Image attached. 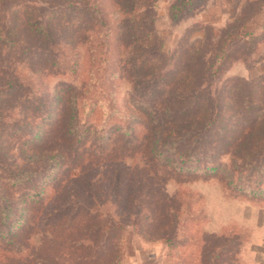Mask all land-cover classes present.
Wrapping results in <instances>:
<instances>
[{"label": "rangeland", "instance_id": "1", "mask_svg": "<svg viewBox=\"0 0 264 264\" xmlns=\"http://www.w3.org/2000/svg\"><path fill=\"white\" fill-rule=\"evenodd\" d=\"M174 1L152 0L154 31L164 42V50L175 53L172 65L167 67V63H163L159 69L176 68L173 74L155 85L157 93L153 97L148 96L153 91L147 80L155 71L147 65L138 67L136 77L127 72L126 66L119 61V52L125 53L126 46L118 50L114 33L109 38V52L97 49L93 55L84 34L71 33L64 38L62 46L56 47L60 49L57 56L61 64H65L67 58L74 56V60L77 57L75 73L69 67L39 63L41 48L26 41L28 30L20 29L21 45L11 52L0 47V76L2 71L7 72L28 85L16 98L2 104L6 121L0 126V208H8L10 213L8 217L0 213V264H37L48 248L61 246L60 226L77 208H86L84 214L94 218L91 224L104 228L96 234L97 247L117 229L116 223L122 218L118 210L124 206L138 211L143 227L151 237L143 236L139 228H134V213L132 221L111 238L112 242H116V238L118 241L123 239L119 245V264H178L175 263L178 260H181L179 264H208L210 254L220 253L218 264H264V193L254 196L237 187L245 184L264 187V155L254 153L264 146V89L252 93V102L256 106L253 112L260 119L237 117L230 121L226 118L245 111L247 96L246 92L242 93L243 79L252 81L254 88L264 85V37L252 49L239 47L212 79L206 70L219 40L234 21L241 19L242 29L257 32L264 29V0H203L178 20H173L169 11ZM26 4L31 6L33 16L45 18L50 12L49 5L42 0H20L12 2L3 14L6 16ZM114 4L113 0H105L107 17L112 24L116 13L118 22L124 15L119 5L113 10ZM11 19V16L7 17L6 23H11ZM96 37L93 34L91 39ZM137 77L141 78V84ZM60 82L73 84L78 92L79 134H65V120L56 118L44 121L43 136L35 145L30 142L26 145L25 141L41 124L39 116L43 113L34 108L43 102L46 103L43 112L53 108ZM208 82L212 86L210 92L217 94L221 104L223 121L215 127L210 142L199 149L209 154L203 164L216 163L218 168L209 172H178L170 163L163 164L164 161L154 159L148 151L149 146L140 143L147 131L152 130L149 106L151 103L159 106L161 116H165L163 108L168 97L173 94L193 97L199 87ZM143 87H146L145 93ZM206 95L203 93L200 97ZM69 103L64 100L58 103L55 112L59 106L64 117L68 114ZM26 118H32V131H26L29 121ZM166 121L164 124L168 128L172 123ZM118 123L130 125L133 133L125 136L134 139L132 147L135 148L130 147V152L125 154L127 163L142 165L146 175L155 176V180L141 177L145 182L140 183L139 191L136 190L133 197L125 196L123 203L118 201L122 198H118L116 165L118 146L125 143V138L118 140ZM57 150L62 154L59 163L41 160L42 156ZM247 153H253L252 160L261 161L262 172H250L244 159ZM152 163L158 166L159 172ZM16 165L33 169L36 175L30 181L14 185ZM247 174L251 178L240 180ZM149 187L156 197L145 198ZM144 198L148 204L144 203ZM61 208L68 209L60 214ZM157 208H177L179 211L178 223L171 230L175 233L173 247L149 232L159 228L157 223L144 218L148 211L159 213ZM11 225L17 227L11 236L4 238L2 232ZM203 234L216 236L210 245L202 248L204 259L199 261L195 256L201 251ZM222 245L225 248L221 252L219 246ZM46 261L53 264L48 258Z\"/></svg>", "mask_w": 264, "mask_h": 264}, {"label": "trees", "instance_id": "2", "mask_svg": "<svg viewBox=\"0 0 264 264\" xmlns=\"http://www.w3.org/2000/svg\"><path fill=\"white\" fill-rule=\"evenodd\" d=\"M15 1L20 0H0V47H5L10 52L14 47L21 45L19 43L20 38H22V36L19 35L20 29L25 31L28 30L26 41L30 44L36 43L35 45L41 48L40 51L42 54L40 55L39 63H49L51 67H69L70 71L75 73L78 68L77 57L74 60V56L67 58V62L61 64L57 56V54L60 53V49L57 50L56 47L62 46L61 43L65 41L64 38L71 33H78L79 36L84 34L86 39L85 43L88 46V50L90 49L92 51V54H90L93 55L97 49H103L105 52H109V38H111L110 36L114 33L113 36L116 35L117 38L116 44L118 50L120 51L123 45L126 46L125 53L119 52V61L126 66L124 68H126L127 72H131L130 74L136 77L139 75L138 72H136L138 67L142 68L147 65H150L149 68L155 71L149 76V80H147L148 86H152L151 89L153 91L148 94L149 97H153L157 93L154 91V87L157 83L159 85L161 80L166 79L169 74H173L176 71V68H167L172 65V61L175 59V53L166 52L164 50V42L162 40L160 41V38H158L154 31V18L151 13L154 2H152V0H113L115 3L113 5V10L116 5H119L121 12H124L120 22H118L119 18L116 13V19H113L115 21L113 24L107 17L109 12L105 6V0H42L50 7V12L45 18H39V16L36 15V17L33 16L34 12L29 4H26L24 7H17L13 9V11L8 12L5 16L3 12ZM202 1L203 0H175L169 9L171 17L173 20L180 19ZM23 13L25 14L24 18H22ZM9 16H11L12 19L11 23L7 24L5 19ZM240 23H242L241 19L234 21L219 40L218 46L211 55L209 64L206 68L207 75L210 79L218 73L225 61L232 57L239 47L247 46L252 49L257 45L258 41L264 37V29L261 32H257L255 29H242V26L239 25ZM93 34L97 37L92 40L91 36ZM68 43L71 44L72 41ZM163 63H167L168 66L166 69H159V66L164 65ZM35 64L37 65L38 63ZM137 78L138 83L141 84V78ZM241 84H243L242 93L246 92L247 105L243 114L239 116H235V114L226 116V118L229 117L230 121L237 119V117H260L253 112L256 106L255 102H252V93L264 89V85L260 84L254 88V83L247 79H243ZM58 86L57 102L55 99L53 102V106H55L53 108H51V106L50 109L46 110L47 112H43L46 107L45 102L40 104L38 108H34L35 110L37 109L36 111L40 110V112L43 113L39 116L41 124H39L40 128L37 132L32 134V137L25 141L26 145L29 142V144L35 145L38 139L43 136L44 121H53L56 118H63L65 120V134H79L80 119L78 118L80 100H78L77 97L78 92L75 89L76 87L73 84L64 82H60ZM27 87L28 85L17 76L2 71L0 76V126L6 121V116L2 113L5 106L2 107V104L16 98L21 91ZM177 88L179 89L178 86ZM211 88L212 86L210 82H208L201 85L193 97L189 98V96L185 94H179L180 96L173 94L176 97L171 95L165 101V107L163 108L165 116H161L159 106L152 103L150 104L148 119L149 123L152 124V130L147 131V134L144 135L140 143L142 146L144 144L149 146L148 151L154 159L157 158L164 161L163 164L166 162L170 163V166L172 165L178 172H209L210 170L215 171L218 168L216 163L203 164V159L209 156V154L208 152L205 154L199 149L210 142V137L214 133L215 127L223 121V117L221 116L222 112L220 111L221 104L218 101L217 94L213 95V92H210ZM142 91L145 93L146 87H143ZM203 93L207 94L206 97H200ZM63 100L64 103H69L70 101L68 104V114L64 115V117L60 114L59 106L57 112H55L58 103H62ZM140 104L146 105L147 103L140 102ZM36 113L37 112L32 114L34 118ZM26 120L29 119L26 118ZM31 120L32 118L27 122L25 121L27 124L26 131L33 130V126L30 122ZM165 121L166 123H172V125L166 128L164 124ZM173 127L176 130H174ZM177 127L181 129L179 130ZM17 129H20V127ZM221 129L223 130L224 127H221ZM118 131V140L120 141L119 138L121 137L125 138V143L120 147L118 146V163L116 165L118 174V198H122L120 200L118 199V201L120 203L122 201L123 203V198L125 196L133 197L135 191H139L141 188L140 183L145 182L144 180L141 181V177L146 180H152L153 177L155 180V176L149 177V174L146 175L142 165L127 163L125 154L130 152V147L133 146L134 139H126L125 136L132 135L133 133L131 134L130 125L122 126L121 123H118ZM174 132L178 134H174ZM163 134L166 135L163 136ZM254 153L255 155H264V146L262 149H259L258 152ZM61 155L60 151L57 150L54 154L42 156L41 160L59 163ZM210 155L214 156V154ZM252 158L253 153H247L244 157V159L247 160V167L251 169L250 172H262L260 166L262 164L261 161H254ZM151 166L157 169L156 171H160L158 166L155 167L153 163ZM16 169L14 170V172L16 171L15 178L12 179L14 185L30 181L36 175V172H33L31 168H19V166L16 165ZM110 171L112 172V170ZM229 173H231V170ZM247 178H251V175L247 174L244 178H240V180H247ZM259 182L260 180L257 181V184H259ZM237 187L238 189L247 190L254 196L264 193V187L262 186L251 187L245 184L244 186ZM151 188L152 187H149L146 191L145 198L150 199L151 197H156L157 194H154L155 191ZM144 203L148 204L149 201L145 199ZM65 209L66 208L59 209L60 214H63L68 208ZM85 209L86 208H77L69 220L65 221L63 226H60L58 238L61 239V246L58 248H48L44 256L39 258L37 264H47L46 258L51 260V262L53 261V264H119L120 260L118 257L121 249L119 245L123 239L121 237V241H118L116 238V242H112L111 238L115 237L114 235L116 232L118 233L124 229L126 223L132 221L131 217L134 213L135 219H133L132 222L134 228H139L143 236L151 237L143 227L144 223L141 222V216H138V211L124 206V208H120L121 210L118 208V211L122 214V218L116 223L117 229L115 232H111L110 236L101 241L96 247V243L99 242L95 240L96 234L103 232L104 228L102 226H93L91 223L94 218L84 214L86 212ZM157 209L159 213L155 212V210L154 212L148 211L144 219L151 223H157L159 229L155 228L154 232L148 231L152 233L154 237L168 241L170 246L173 247L175 242L172 240V237L175 233L171 230L175 227L176 223H178L179 211L177 208ZM138 210H143V208H138ZM0 213L4 215V217H8L10 212L8 208H0ZM17 220L19 221V218H17L16 221ZM14 227L11 225L6 232H2V236L4 238L11 236L14 232ZM215 236L214 234H211V236L207 234L202 235V240H200V245H202L201 251L195 256V260L199 259L200 261L202 257L204 259L202 248L210 245ZM219 247L222 252L225 245ZM227 249L228 248L225 249V252ZM220 254H210L207 259L208 264H218V257ZM169 260H172V257H170ZM180 261L181 260H178L175 263L179 264Z\"/></svg>", "mask_w": 264, "mask_h": 264}]
</instances>
